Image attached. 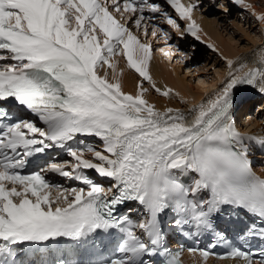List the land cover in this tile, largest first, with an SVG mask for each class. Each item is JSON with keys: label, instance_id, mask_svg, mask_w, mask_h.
Masks as SVG:
<instances>
[{"label": "snow or ice", "instance_id": "6c2138e0", "mask_svg": "<svg viewBox=\"0 0 264 264\" xmlns=\"http://www.w3.org/2000/svg\"><path fill=\"white\" fill-rule=\"evenodd\" d=\"M165 2L196 36V0ZM157 15L181 32L177 19L156 0H0V264H151L145 256L162 246L160 216L169 210L179 216L177 226L197 234L214 229V217L225 205L264 223V179L253 172L247 152L236 147L233 122L237 86L264 94V52L246 72V65L235 68L228 60L232 71L214 99L187 113L157 110L145 98L143 84L136 95L122 90L113 62L122 54L129 68L151 81L152 47L139 34L168 37L150 26ZM258 19L264 21V14ZM152 87L164 96L171 93ZM14 109L31 118H16ZM82 136L99 138L103 149L74 147L73 142L83 143ZM53 147L65 150L74 163L68 169L53 162L47 170L85 187L62 188L46 180L43 170L22 174L28 157ZM87 169L113 182L112 196L83 173ZM185 176L191 184L181 179ZM130 201L147 213L138 224L119 215V206ZM137 227L147 240L137 235ZM117 228L124 238L115 258L84 260L71 249L49 247L62 238L86 243ZM249 234L264 240V228ZM25 244L32 246L27 259L21 256ZM179 255L169 264H180ZM228 257L264 264V248L258 253L234 248Z\"/></svg>", "mask_w": 264, "mask_h": 264}, {"label": "rangeland", "instance_id": "374dc122", "mask_svg": "<svg viewBox=\"0 0 264 264\" xmlns=\"http://www.w3.org/2000/svg\"><path fill=\"white\" fill-rule=\"evenodd\" d=\"M251 1L252 0H244L243 3H237L236 0H224L227 6H221V8L219 7L220 9L214 10L213 12L210 11L208 15H204L213 21V23L215 22L214 27H216L218 33L231 45V47H233L232 51L234 53L230 51L229 57L220 52L215 46L211 49L207 48L205 45L206 41L202 38H195L196 40H194L193 37L186 38L187 45L181 46L183 50H187V53H185L186 58H184V60H188L189 62V68L187 70L182 69L179 65L182 70V74H187L188 80L192 82L195 88L199 86L197 88H199L203 94L201 100L198 101L197 104L206 99H212L215 96V93L223 87L228 79L230 71H232L227 63L228 60H232L234 62L235 68H239L241 64L246 65L243 69V71L246 72L249 68L256 66L255 61L258 57L256 58L255 56L264 52V25L262 26V24L257 21V17L260 16V14H264V0H254V2ZM247 5L254 6L255 10L246 7ZM225 11H229V13H226ZM255 11L258 14H255ZM200 16L203 17V15ZM186 22L188 23V21ZM211 45L213 44L211 43ZM171 52L172 58V55L175 54V50ZM181 54L182 53H179L177 55L181 56ZM249 55H254V59L253 61L247 62L245 59L248 58ZM190 60H194L197 63V66L194 69L190 67ZM174 66H177V64ZM202 79L205 82L204 84L200 83ZM144 85L152 84L146 83ZM245 86L247 85H243V87ZM244 96V93H242L241 99H243ZM248 96L257 97L258 92L255 89H251ZM170 97H176L179 100L181 99L182 104H189L187 101H183L179 95L177 96L176 93L172 91L170 93ZM241 99L237 103L240 116L242 113H250L252 114L251 117L258 121L257 123L256 121H253L254 126L263 124L261 120L263 112H259L258 107L260 106L258 105L259 103L262 105V101H260L261 99H258L253 104H249L248 101L245 103L246 99ZM263 107L264 106H261L260 110ZM246 115L243 126L246 124ZM247 118L249 117L247 116ZM245 127H247V125Z\"/></svg>", "mask_w": 264, "mask_h": 264}, {"label": "bare ground", "instance_id": "6f19581e", "mask_svg": "<svg viewBox=\"0 0 264 264\" xmlns=\"http://www.w3.org/2000/svg\"><path fill=\"white\" fill-rule=\"evenodd\" d=\"M251 2H254V0H252ZM248 8L255 10L254 6ZM255 14L258 13H256L255 11ZM193 18H195L196 24L199 26V31L197 32L196 36L200 37V39L203 38V40L206 39L207 42H209L210 44L212 43L213 46L219 49L220 52H222L224 55L229 57L230 51L233 50V47H231V45L218 33L216 27H214L215 22L213 23V21H211L206 16L202 17L200 16L199 13L196 12L193 13ZM257 21L260 24H262V26L264 25V21L258 19V17H257ZM165 49L170 50L167 58H164L161 55L151 54V59L148 64V72L149 75L151 76L150 83L151 84L154 83L156 87L162 90V92L171 89L172 92L179 93V96L182 98V100L187 101L189 104L187 103L182 104L181 99L179 100L176 97H170V95L164 96L161 93L156 92L155 89L152 87V85H143V87L147 89V92L145 93V98L148 100L150 104L155 105L157 110L164 111L165 109L171 107V108H178L181 111L187 113V111L191 109L193 106L198 105L197 103L198 101L201 100L203 94L201 93V90L197 88L199 86L195 88L192 82L188 80L187 74H182V70L179 67V65L177 66L169 65V61L172 53L171 51H173V49L171 47H165ZM250 59H252V57L249 56L248 58L245 59V61L248 60L250 61ZM113 62L116 63L117 65L115 70L116 78L119 79L122 85V90L125 93L136 95L139 91L138 85L142 84V82L140 83V78L142 79V81L144 79L140 77L138 73L134 72L131 68L128 67L127 62L123 57V55L114 57ZM107 70L109 71V79H112L113 78L112 70L111 69H107ZM200 83L204 84L205 82L202 79ZM244 89L246 90V86L242 87V93H244ZM238 109L239 108L237 104L233 108V113L235 114L233 122L236 131L238 132L239 130H241L244 133L243 135L239 134V137L237 138V140L242 143L244 139H247L246 136L247 133L252 132L253 135L256 134L258 127L253 128L254 127L253 121L256 120L253 119L251 116L249 118H247L246 116V122H245L246 124L243 127L242 126L240 127L237 124L238 118L240 117V113L238 112ZM262 109H264V107L261 108V110ZM257 122L258 121H256V123ZM246 125L247 127H245ZM99 147H101V150L103 149V145H100ZM86 155L89 158H91L90 153ZM257 170H259L261 174L263 173L262 167L258 166ZM220 264H231V263L228 261H223Z\"/></svg>", "mask_w": 264, "mask_h": 264}, {"label": "trees", "instance_id": "16d2710c", "mask_svg": "<svg viewBox=\"0 0 264 264\" xmlns=\"http://www.w3.org/2000/svg\"><path fill=\"white\" fill-rule=\"evenodd\" d=\"M246 95V94H245Z\"/></svg>", "mask_w": 264, "mask_h": 264}]
</instances>
